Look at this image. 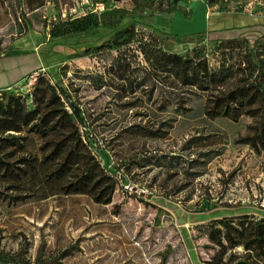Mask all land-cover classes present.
<instances>
[{
    "label": "rangeland",
    "instance_id": "rangeland-1",
    "mask_svg": "<svg viewBox=\"0 0 264 264\" xmlns=\"http://www.w3.org/2000/svg\"><path fill=\"white\" fill-rule=\"evenodd\" d=\"M152 1L139 13L135 40L118 50L123 42L119 33L133 23V0H0V61L34 54L42 65L9 93L29 94L42 77L68 87L73 102L93 120L88 121L92 155L104 172L128 174L135 184L119 185L112 203L103 206L90 195H63L70 178L44 184L48 169L39 168L23 188L24 200L0 202V264L6 254L17 252L30 264H208L219 248L205 225L245 215L264 219V151L243 144L256 133L255 109L236 119L211 116V99L228 95L235 80L207 92L183 88L170 67L155 76L140 50L205 59L212 71L239 69L235 79L242 85L241 77L255 75L244 62L245 46L223 53L218 45L242 36L254 42L264 35V19L246 15L264 17V1L246 10L247 0H182L173 15L159 11L161 2L167 8L166 0ZM212 13L241 15L218 21ZM87 15L89 22L99 23L98 36L64 35L68 23ZM255 20L258 25L226 30ZM215 28L225 31H210ZM154 29L185 39L208 35L202 42L163 44ZM110 39L112 49L97 50ZM120 53L131 64L128 74L110 71ZM126 77L134 82L135 93L118 90ZM178 95L185 108L178 106ZM41 144L34 136L28 144L39 159ZM194 174L201 176L191 179ZM183 184L190 186L179 191ZM169 247L171 257L163 261Z\"/></svg>",
    "mask_w": 264,
    "mask_h": 264
},
{
    "label": "trees",
    "instance_id": "trees-1",
    "mask_svg": "<svg viewBox=\"0 0 264 264\" xmlns=\"http://www.w3.org/2000/svg\"><path fill=\"white\" fill-rule=\"evenodd\" d=\"M133 1L135 4L131 10L133 23L131 27L119 33L118 36L123 39V42L117 45L118 50L121 47L129 48L135 40V26L138 25L139 13L148 9L154 2L152 0ZM166 1L167 8H163L161 2L159 11L173 15L178 11V4L182 0ZM38 8H32V11ZM79 19L82 20L71 21L65 26L67 33L64 35L76 33L89 39L99 35L101 28L99 23L88 20L92 17L87 15ZM244 28L248 27L235 29ZM153 33L163 44L167 41L176 44L202 42L208 35L206 32L193 39H185L157 29H154ZM111 40L105 41L97 50L101 52L112 49L113 41ZM244 46V62L255 75L254 78L246 75L241 77L244 82L242 85H238L239 81L235 79L236 71L239 69L235 70L231 67L212 71L205 59L195 62L184 59L180 55L164 54L150 47H140V50L155 76L160 72H165L166 67L163 66L170 67L171 72L181 78L178 83L183 88L195 86L198 90L207 92L212 85L225 84L234 79L236 86L228 95L217 97V102L211 99L214 103L211 116L216 117L221 113L236 119L240 112L249 108L255 109L256 133L253 138L244 139L243 144L255 151H264V35L254 42L243 36L223 40L219 42L218 49L226 53L233 52L237 48L242 49ZM88 54L89 52L86 51L82 56ZM124 57L126 58V55L120 53L113 61L110 71L118 75L128 74L131 64L123 61ZM246 70L248 69H244V72ZM126 78V80L123 79L121 83L123 85L119 86L118 90L135 93L134 82L130 81V77ZM9 89L10 87L0 90V202L7 201L16 204L24 200L26 195L23 194V188L26 182L37 174L39 168L45 166L48 171L45 174L44 184L70 178L71 182L62 192L63 195H90L95 203L103 206L112 203L119 185H135L128 179V174L115 177L104 172L100 163L92 155L90 146L93 136L90 133L88 121L91 123L93 120L91 115H87L78 104L73 102L68 87L56 86L42 77L38 79L33 91L24 96L13 95L9 93ZM176 90L179 92L178 88ZM177 102L180 108H185V101L180 95H178ZM32 136L42 140L40 146L42 159L28 149ZM199 176L201 175L194 174L191 179ZM189 186V184H183L178 190L183 191ZM149 189L152 188L149 187ZM132 194L140 197V193ZM52 195L54 193L46 198ZM186 200L190 201L192 197H187ZM215 208L217 207L214 206L212 209ZM199 212H205V209ZM204 230L209 240L219 248V252L208 264H264V219L253 215L223 218L209 222ZM239 249H242L241 253ZM172 250L169 247L164 252L163 261L171 257ZM5 258L6 262L2 261V263L5 262L3 264H30L20 252L6 254Z\"/></svg>",
    "mask_w": 264,
    "mask_h": 264
},
{
    "label": "crops",
    "instance_id": "crops-1",
    "mask_svg": "<svg viewBox=\"0 0 264 264\" xmlns=\"http://www.w3.org/2000/svg\"><path fill=\"white\" fill-rule=\"evenodd\" d=\"M217 14V20L225 19L226 17L234 16V15H241L235 13H212ZM245 15V14H244ZM249 17H253L255 19H264V17H256L253 15L246 14ZM252 25H258V22L255 20V23ZM251 25V26H252ZM237 27H245V26H237ZM232 27V28H237ZM249 27V25H246ZM215 30V31H214ZM212 30L213 32L216 31H225L222 28H215ZM41 63L37 55H30V54H19L14 57H10L8 59H4L0 61V90L1 89H8L9 87H13L18 85L29 76L32 72L38 71L41 69Z\"/></svg>",
    "mask_w": 264,
    "mask_h": 264
},
{
    "label": "built area",
    "instance_id": "built-area-1",
    "mask_svg": "<svg viewBox=\"0 0 264 264\" xmlns=\"http://www.w3.org/2000/svg\"><path fill=\"white\" fill-rule=\"evenodd\" d=\"M263 0H247L246 10H253L256 5H262Z\"/></svg>",
    "mask_w": 264,
    "mask_h": 264
},
{
    "label": "water",
    "instance_id": "water-1",
    "mask_svg": "<svg viewBox=\"0 0 264 264\" xmlns=\"http://www.w3.org/2000/svg\"><path fill=\"white\" fill-rule=\"evenodd\" d=\"M19 32L21 33V31L19 30Z\"/></svg>",
    "mask_w": 264,
    "mask_h": 264
}]
</instances>
